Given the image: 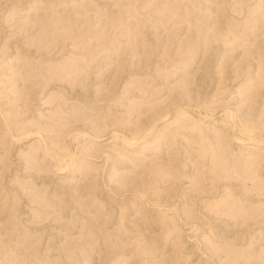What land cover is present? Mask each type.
<instances>
[{"label":"rangeland","instance_id":"rangeland-1","mask_svg":"<svg viewBox=\"0 0 264 264\" xmlns=\"http://www.w3.org/2000/svg\"><path fill=\"white\" fill-rule=\"evenodd\" d=\"M0 264H264V0H0Z\"/></svg>","mask_w":264,"mask_h":264},{"label":"bare ground","instance_id":"bare-ground-1","mask_svg":"<svg viewBox=\"0 0 264 264\" xmlns=\"http://www.w3.org/2000/svg\"><path fill=\"white\" fill-rule=\"evenodd\" d=\"M136 143H137V142H134V141H128V142L125 143V148H129V149L135 148V149H136V146H137ZM44 153H45V152H44ZM49 154H50V153H49ZM47 156H48V155H47ZM45 157H46V156H45ZM50 157H51V155H50ZM54 167H55V165H54ZM55 169H56V168H55ZM78 170H79V169H78ZM56 171H57L58 173H60V174H61V173H66V172L69 173V172H68V169L65 168V167H58ZM73 172H76V171L73 170ZM79 172H80V171H79ZM79 172H78V173H79ZM72 175H73V173H72Z\"/></svg>","mask_w":264,"mask_h":264}]
</instances>
